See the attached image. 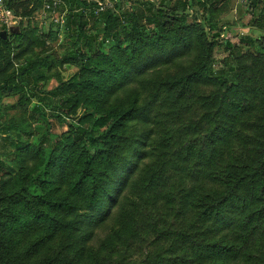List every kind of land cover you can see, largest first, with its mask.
Listing matches in <instances>:
<instances>
[{
	"label": "trees",
	"instance_id": "obj_1",
	"mask_svg": "<svg viewBox=\"0 0 264 264\" xmlns=\"http://www.w3.org/2000/svg\"><path fill=\"white\" fill-rule=\"evenodd\" d=\"M64 1L68 12L73 6L81 7L91 18L102 21L103 40L111 45L107 52L96 48L88 56L78 49L72 51L73 56L63 57L61 65L79 61L82 66L79 73L61 80L49 92L60 97L50 114L40 96L45 91L30 88V78L33 70L51 71L56 62L50 56L21 62L43 42L37 31L28 27L16 34L4 27L7 37L0 34L1 89L8 95L18 94V105L35 99L39 106L33 111L47 124L41 145L20 142L19 173L13 174L0 162V264H30L34 251L58 238L89 241L94 229L111 219L118 229L105 246L109 258L117 260L119 243L127 242L129 236L135 238L139 230L138 225L131 228L133 214L121 200L125 189H141L142 194L145 190V201L155 203V212L141 218L140 230L155 236L159 244L161 235L170 239L158 229L160 208L174 185L170 173L197 163L209 167L212 185L206 184L199 194L197 176L187 178L196 186L191 205L195 215L194 221L186 220L188 244L183 254L192 257L193 264L235 260L264 264V44L257 52H231L237 56L234 66L225 64L217 76L212 65L216 47L229 50L235 46L227 35L216 32L214 15L225 0H205L208 6L202 4L204 0L197 2L206 14L200 23L189 21L190 0H138V4L122 0L130 3L126 12L115 9L98 16L83 10L86 4L79 0ZM8 5L14 12L16 7L9 0ZM244 6L243 27L258 22L254 14L259 9L264 19V0H248ZM31 14L30 10L24 16ZM66 19L63 29L55 26L59 32L73 31L72 37L78 41L87 22L83 15L80 20H70L67 13ZM12 39L22 49L14 56L21 63L17 70L10 58ZM239 43L258 46L251 36L241 37ZM86 45L92 50L91 40ZM199 89L211 90L197 98L203 119L194 122L190 116L187 121L184 116L190 112V97L197 96ZM252 100L262 104L263 113L253 124V142L239 140L240 152L229 154L227 144L236 137L233 126L253 107ZM178 105L184 114L176 115L171 108ZM51 117L69 131L52 133ZM189 132L196 135L192 141L186 140ZM251 146L255 152L250 156ZM143 161L147 163L141 167ZM62 190L67 194L60 197ZM114 209H118L115 215ZM226 232L238 233L237 241L229 240ZM31 234L41 236L29 250L17 253L16 244ZM179 239L172 240L171 250L178 252ZM171 250L166 251L172 255ZM39 264L74 263L56 255ZM133 264L171 263L161 254H146Z\"/></svg>",
	"mask_w": 264,
	"mask_h": 264
},
{
	"label": "rangeland",
	"instance_id": "obj_2",
	"mask_svg": "<svg viewBox=\"0 0 264 264\" xmlns=\"http://www.w3.org/2000/svg\"><path fill=\"white\" fill-rule=\"evenodd\" d=\"M10 3L15 6L16 10L14 12L21 16L19 23L13 26L10 29L14 30V33L20 34L24 30H27L28 27L35 29L37 31L36 35L38 36L40 46L34 47L33 52L24 57L21 62H33L35 60H41L47 56H50L51 59L56 62V65L53 66L51 71H46L43 68L38 70H33L32 76L30 78L31 87L36 86L38 93H41L40 90H44L45 93H41L40 96L45 99V102L49 105L47 106L44 102L45 109L51 114L54 106L58 103L60 97L52 95L50 91L57 88L61 80H68L73 77L75 74L79 73L82 64L79 61H71L60 64L64 56L69 54L73 56L72 51L80 50L85 55H91L96 48H100L104 52H107L110 48L111 41L104 42L103 35L101 33L102 21H96L95 18H91L90 13H84L81 7L70 8L68 12V18L80 20V15H83L84 22H87L86 27L84 28V33L79 36L78 41L73 39V31L62 30L58 31L56 24L52 21V17L49 13L43 10L42 0H9ZM191 4V14L189 21L192 22V19L197 22H203L206 17L203 7L199 4L203 0H190ZM138 0H133L132 4H138ZM199 2V3H197ZM119 8H115L120 13L126 12L130 3L124 4V1L119 0ZM202 4H207L204 2ZM221 10L214 15V22L217 24L216 32L221 33L223 36L227 35L229 40L234 43L235 46L226 50V48L221 45L217 46L212 58L213 69L217 72V76L221 75L223 71V66H234L235 60L231 56L233 54L238 55L246 54L251 51H261L259 46L264 44V19L261 14V9L257 10L254 14L255 20L258 22L254 26L243 27V18L245 16V6L241 3H238V0H225L224 5ZM31 10L32 14L29 16H24L26 12ZM121 13V14H122ZM206 24V23H205ZM9 30V29H8ZM5 28L1 25L0 22V33L4 32ZM238 31V32H237ZM6 32V31H5ZM251 36L253 39L257 40L256 48H251L246 43L240 44L239 39L247 38ZM92 41V50L86 45L87 41ZM95 43H94V42ZM75 43L77 44L75 46ZM12 49L10 58L14 60L15 69L20 68V64L17 60L14 59V56L19 54L21 48H18L12 39ZM90 46V45H89ZM264 50L262 51V53ZM20 60V59H19ZM234 61V64H233ZM176 70H172L175 72ZM52 74L50 77H48ZM41 76H45L47 79H42ZM211 92L210 89H199L196 91L197 96H191L192 101L189 103L190 112L184 116V119L188 121L189 117L192 116L194 122L200 121L203 119L202 108L197 105V98L199 95H209ZM253 101V107L245 111L243 115L239 118L241 120L236 123L233 128L236 134V137L232 139L227 147L231 148L228 150L229 154L234 152H240V141L239 140H248L253 142L254 127L253 124H256L257 119H259L262 114H260L262 104L259 101ZM19 104V95L13 94L8 95L0 87V162H3L6 167L11 168L13 174H17L20 171V153L18 152V146L23 142L29 146L41 145V139L43 134L47 131L46 122L38 115L37 111H33L34 107L39 106L35 102V99H32L31 102L26 105ZM176 115H182L185 111L181 110L180 106L171 107ZM192 112V113H191ZM175 115V114H174ZM175 115V116H176ZM49 122L51 123V131L54 134L61 135L69 131L67 126H61L57 120L53 117L50 118ZM195 124V123H194ZM185 125V124H183ZM181 125V126H183ZM196 135L193 132H189L186 137L187 141H192ZM250 156L252 155L253 149L252 146L248 147ZM171 157L170 161H173ZM147 161L141 163V167ZM197 163V162H196ZM30 164H34L30 162ZM198 164V168L195 165ZM195 165L189 164V166H184L178 171H171L170 177L174 185L170 190V193L166 196V200L163 203L161 211V218L158 222V229L160 231H165L170 235V239H167L168 236L161 235V240L163 242L156 243L155 236L145 235L141 230L142 223L141 218L147 217L149 214L155 212V203L151 201H145V196L147 194L141 189H125L122 192L123 202L128 204V210L133 214L134 221L131 222V228H134V225L139 226L138 233L135 238L129 236L127 242L121 241L118 246V250L115 253V256H119L117 260H111L109 258V248L105 246V241L113 234L114 229H118L116 224L111 219L109 222L96 227L91 235L89 241H81L79 243L73 242L71 239H61L58 238L55 241L49 242L47 245H43L39 251H34L28 259L30 264H39L44 260L55 257L59 255L65 260H71L74 264H111V261L120 263V264H133L139 262L143 259V256L155 254H161L168 260V263L171 264H188L196 263L194 259L190 256H185L183 254V248L188 244V240L185 236V227L186 220L194 221L195 210L191 207L193 203V190L196 188L187 178L191 175L197 176L200 183L197 185L200 186L198 190L199 194L203 188H206V184L212 185L211 176L209 175V167L197 163ZM235 164V162H231ZM213 168H215L213 166ZM213 180V179H212ZM161 191H158L160 194ZM67 194L66 190L59 192L60 197ZM153 196V195H152ZM58 197V198H60ZM154 199V198H153ZM160 200V197L157 198ZM174 200L175 202H171ZM154 201V200H153ZM118 209H114V215ZM158 214V213H157ZM190 232V231H189ZM189 234V233H188ZM228 234L229 240L237 241V234L235 232H226ZM190 236L192 234H189ZM41 234H31L26 238L21 239L15 247L17 253L22 254L29 250L31 244L37 240ZM171 236L173 238L171 239ZM180 236V242L182 246L176 250H171L172 240ZM19 237H22L20 235ZM225 239H227L225 237ZM164 241L166 243H164ZM61 245H58V244ZM167 249H170L172 255L167 253ZM123 256V257H121ZM183 256L185 260L181 257ZM230 264H241V261L235 260Z\"/></svg>",
	"mask_w": 264,
	"mask_h": 264
},
{
	"label": "built area",
	"instance_id": "obj_3",
	"mask_svg": "<svg viewBox=\"0 0 264 264\" xmlns=\"http://www.w3.org/2000/svg\"><path fill=\"white\" fill-rule=\"evenodd\" d=\"M86 4L83 10L94 12L95 15L103 14L109 10H115L118 0H79ZM248 0H238V3L245 5ZM66 6L64 0H43V10L50 14L52 21L56 25H60L63 29L66 24L68 6L62 11L61 8ZM22 18L14 14L13 10L8 5V0H0V22L7 29L17 25Z\"/></svg>",
	"mask_w": 264,
	"mask_h": 264
},
{
	"label": "water",
	"instance_id": "obj_4",
	"mask_svg": "<svg viewBox=\"0 0 264 264\" xmlns=\"http://www.w3.org/2000/svg\"><path fill=\"white\" fill-rule=\"evenodd\" d=\"M11 33H14V30L13 29H10L9 30ZM1 35H4V37L6 38L7 37V33L4 31V32H1L0 33Z\"/></svg>",
	"mask_w": 264,
	"mask_h": 264
}]
</instances>
